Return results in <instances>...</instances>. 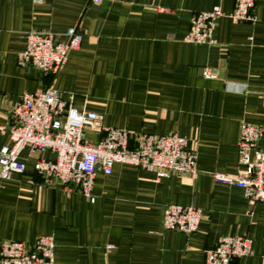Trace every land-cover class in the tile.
<instances>
[{
  "label": "crops",
  "instance_id": "crops-1",
  "mask_svg": "<svg viewBox=\"0 0 264 264\" xmlns=\"http://www.w3.org/2000/svg\"><path fill=\"white\" fill-rule=\"evenodd\" d=\"M234 0H0V147L9 144V113L23 93L52 87L103 126L131 134L184 137L196 174L156 178L114 164L95 173L89 203L76 190L44 183L36 154L20 152L21 173L0 180V244L53 239V264H203L204 251L226 236L252 241L251 254L230 264H264V201L248 205L242 190L213 183L233 175L242 124L260 127L264 151V0L252 21L233 22ZM217 6L211 43L183 41L190 18ZM83 34L55 75L42 76L16 57L30 31L57 40ZM208 69L212 78L202 76ZM86 140L98 136L83 130ZM45 160L54 154L45 151ZM167 205L201 211L191 234L162 228Z\"/></svg>",
  "mask_w": 264,
  "mask_h": 264
},
{
  "label": "built area",
  "instance_id": "built-area-1",
  "mask_svg": "<svg viewBox=\"0 0 264 264\" xmlns=\"http://www.w3.org/2000/svg\"><path fill=\"white\" fill-rule=\"evenodd\" d=\"M99 0H93L98 2ZM253 0H234L229 18L233 22L252 21ZM219 7L191 16L185 43L209 44L215 20L221 16ZM57 40L52 33L30 31L25 35L24 49L18 53L20 67L32 66L42 76L55 75L66 60L69 51L78 49L83 34L75 28L63 33ZM202 76L212 78L208 69ZM264 101V92L262 95ZM8 141L0 147V180H8L12 173H21L23 148L36 154L33 171L44 183H58L66 190H76L89 203L95 173L111 172L114 164L133 166L153 172L156 178L170 174H196V156L186 147L184 137L175 134L160 136L131 134L125 129L102 125V116L78 109L63 101L52 87L23 93L9 113ZM98 136L94 143L86 140L83 130ZM262 129L242 124L237 139V164L233 175L212 173L215 184L235 186L242 190L248 205L264 201V151L259 147ZM50 151L53 160L41 158ZM201 211L194 206L167 205L162 211L161 225L168 231L191 234L197 230ZM53 239L50 235L37 237L32 244L4 241L0 244V264H53ZM252 241L245 236H226L204 251L203 264H230L233 260L251 254Z\"/></svg>",
  "mask_w": 264,
  "mask_h": 264
}]
</instances>
